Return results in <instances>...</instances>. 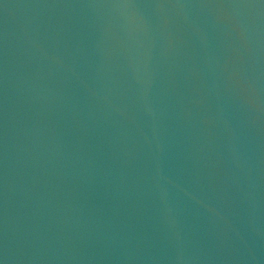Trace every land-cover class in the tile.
I'll return each mask as SVG.
<instances>
[{
    "label": "water",
    "instance_id": "water-1",
    "mask_svg": "<svg viewBox=\"0 0 264 264\" xmlns=\"http://www.w3.org/2000/svg\"><path fill=\"white\" fill-rule=\"evenodd\" d=\"M0 264H264V0H0Z\"/></svg>",
    "mask_w": 264,
    "mask_h": 264
}]
</instances>
